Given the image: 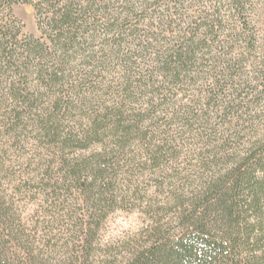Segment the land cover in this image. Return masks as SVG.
<instances>
[{
  "label": "rangeland",
  "instance_id": "374dc122",
  "mask_svg": "<svg viewBox=\"0 0 264 264\" xmlns=\"http://www.w3.org/2000/svg\"><path fill=\"white\" fill-rule=\"evenodd\" d=\"M63 12L70 14L65 24L58 17ZM53 17L54 27L48 24ZM0 24L16 32L9 47L20 73H12L17 66L0 69V158L7 194L22 216L65 225L66 219L57 218L85 204L62 186L47 196L45 185L63 169L62 153L71 160L114 146L100 131L103 142L62 151L59 136L93 119L138 126L118 139L110 163L136 199L105 219L97 241L102 250L148 224L144 210L157 193L156 180L163 170L185 174L201 139L264 129V0H0ZM190 39L194 60L171 81L164 60L185 51ZM31 40L47 51L25 67L22 51ZM38 61L63 72L64 79L51 88L36 83L32 65ZM18 80L22 94L34 91V102L8 93L9 83ZM49 117L59 134L45 137L37 123ZM158 145L166 154L157 155L156 166L152 153ZM123 184L118 199L126 192Z\"/></svg>",
  "mask_w": 264,
  "mask_h": 264
},
{
  "label": "trees",
  "instance_id": "16d2710c",
  "mask_svg": "<svg viewBox=\"0 0 264 264\" xmlns=\"http://www.w3.org/2000/svg\"><path fill=\"white\" fill-rule=\"evenodd\" d=\"M58 17L65 24L70 14L63 12ZM55 23L54 17L48 22L50 26ZM15 38L16 32L12 34L0 24V69L12 71L17 66L12 73L20 76L13 59L15 49L9 47L10 43L15 45ZM193 43L190 39L185 51L174 52L164 60L171 81L178 80L188 62L194 60ZM25 45L21 55L25 67L47 51L39 40ZM5 60L7 66L2 68ZM32 67L36 83L48 88L65 77L40 61ZM18 81L17 85L9 83L8 93L20 97V102H34V91L22 94V80ZM44 121L37 123L43 136L59 134L54 119ZM15 124L11 123V129ZM133 127L138 128L137 124H121L119 119L109 123L93 119L80 130L59 136L56 142L62 151H82L94 142H103L97 138L100 131L114 139L113 148L107 151L103 146L102 151L87 157L68 160L62 153L63 169L45 185L47 196H56V188L65 187L66 194L83 202L85 209L79 207L80 213H72L68 208V216L57 218L66 219L59 227L51 217L39 220L19 213L4 186L0 158V264H264V129L249 135L239 131L201 139L185 174L163 170L162 180H156L157 193L144 210L148 224L133 238L104 250L98 248V236L108 215L118 207H133L129 202L136 199L130 182H120L110 164L116 156L114 148L120 144L118 139L127 137ZM153 150L156 156L152 161L157 166V155L164 157L166 150L159 145ZM123 183L127 189L118 199ZM99 251L102 254L98 258Z\"/></svg>",
  "mask_w": 264,
  "mask_h": 264
}]
</instances>
